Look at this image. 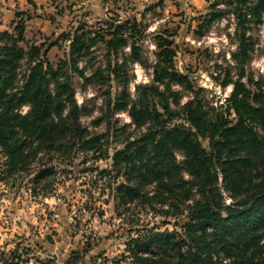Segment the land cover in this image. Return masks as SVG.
Listing matches in <instances>:
<instances>
[{
	"label": "trees",
	"instance_id": "1",
	"mask_svg": "<svg viewBox=\"0 0 264 264\" xmlns=\"http://www.w3.org/2000/svg\"><path fill=\"white\" fill-rule=\"evenodd\" d=\"M210 7L235 3L234 9L210 12L206 27L230 11L239 36L234 57H247L246 29L259 23L264 0H207ZM30 18V17H28ZM78 26L68 36L64 59L52 64L44 43L20 45L23 25L0 31V151L9 171L28 168L41 154L69 156L78 151H101L103 134L88 131L80 116L73 73L86 81L120 80L121 92L109 97L108 106L126 111L129 124L139 130L127 136L124 146L112 154V170L124 181L114 187L120 204H138L165 216H182L180 229H150L129 247L137 264H264V89L261 80L244 72L232 80L224 112L205 108L195 93L181 103L179 85L193 91L187 74L174 65L176 48L168 30L155 37L159 49L152 65V80L127 91V64L143 62L134 39L136 19L107 23L95 31ZM103 44L106 64L87 75L79 62ZM127 57L121 58L124 49ZM130 60V61H129ZM25 65V68L22 67ZM86 68V66H84ZM228 80H225L227 83ZM28 109L22 113L21 108ZM232 114L234 116H232ZM208 142V148L203 144ZM177 153L182 160L177 159ZM52 172L43 167L36 181ZM233 198L225 203L218 186ZM74 262L81 258L73 253Z\"/></svg>",
	"mask_w": 264,
	"mask_h": 264
},
{
	"label": "rangeland",
	"instance_id": "2",
	"mask_svg": "<svg viewBox=\"0 0 264 264\" xmlns=\"http://www.w3.org/2000/svg\"><path fill=\"white\" fill-rule=\"evenodd\" d=\"M29 1L30 9L15 12L9 31L23 25L20 45L44 43L52 64L66 57L69 40L63 35L70 36L78 26L95 31L107 23H132L136 19L134 39L141 47L143 62L135 68L129 60L126 67L130 77L126 87L132 97L137 85L152 80V65L159 50L155 37L163 30H168L174 41L175 68L187 74L193 84V91L173 85L181 91V103L196 93L206 109L224 112L231 81L241 71L245 81L248 77L261 80L264 89V14L261 22L246 24V42L253 44L245 59L234 57L239 36L230 11L206 27L211 11L234 9V2L220 3L213 10L207 0ZM92 49L78 63L87 75L106 64L103 44ZM123 51L121 58L129 55L130 48ZM72 83L77 103L86 111L80 116L81 123L89 132L103 134L102 150L72 152L69 156L41 154L28 168L16 172L8 170L0 151V264H137L127 249L135 247L134 239L141 232L153 228L179 230L184 219L165 216L148 206L120 204L114 187L124 177L112 170L111 157L124 146L129 134L133 137L139 132L133 125L122 130L121 125L130 122L128 113L108 106L109 97L114 99L123 84L114 79L109 85L106 81L88 82L77 73H73ZM27 109L24 105L21 112ZM203 144L208 148L207 141ZM182 158L177 153V159ZM43 167L52 168V172L36 181L35 175ZM218 186L225 203H231L233 198L223 188L221 177ZM73 253L81 255L76 262Z\"/></svg>",
	"mask_w": 264,
	"mask_h": 264
},
{
	"label": "crops",
	"instance_id": "3",
	"mask_svg": "<svg viewBox=\"0 0 264 264\" xmlns=\"http://www.w3.org/2000/svg\"><path fill=\"white\" fill-rule=\"evenodd\" d=\"M41 0H34L35 4ZM42 2V1H41ZM29 0H0V30H9L16 11L28 10L31 7Z\"/></svg>",
	"mask_w": 264,
	"mask_h": 264
},
{
	"label": "built area",
	"instance_id": "4",
	"mask_svg": "<svg viewBox=\"0 0 264 264\" xmlns=\"http://www.w3.org/2000/svg\"><path fill=\"white\" fill-rule=\"evenodd\" d=\"M133 65H134L135 68L138 67V63H134ZM260 70H261V71L263 70V66L260 67Z\"/></svg>",
	"mask_w": 264,
	"mask_h": 264
}]
</instances>
